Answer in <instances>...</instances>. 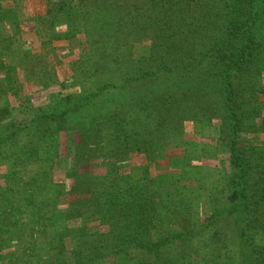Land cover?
Returning a JSON list of instances; mask_svg holds the SVG:
<instances>
[{
	"label": "trees",
	"instance_id": "16d2710c",
	"mask_svg": "<svg viewBox=\"0 0 264 264\" xmlns=\"http://www.w3.org/2000/svg\"><path fill=\"white\" fill-rule=\"evenodd\" d=\"M29 1L44 8L27 11ZM28 29L41 45L61 39L83 45L75 64L77 78L89 80L87 90L64 96V103L51 100L49 111L40 109L24 122L23 136L32 158H42L37 152L42 145L55 156L53 165L66 136L63 158L67 166L76 158L69 168L79 174L68 190L57 183L59 205L65 192L83 191L91 202L72 201L67 209H59L58 200L52 208L36 206L32 197L0 204V264H100L109 257L116 264H264V139L259 138L264 137V0H0V98L19 86L12 55L25 56L22 38ZM142 99L143 108L137 104ZM123 103L134 111L128 119L133 125L168 111L165 124L155 117L158 126H144L151 138L131 146L151 161L163 155L156 129L181 133L175 121L188 113L204 138L218 139L217 146L202 147L216 149L210 158L224 160L225 172L188 166L184 177L168 181L171 174L153 176L146 165L129 179L112 172L105 182L80 172L79 165L95 159L118 166L129 158L127 145L113 139L121 131ZM11 107L8 102L0 107V128L13 124L5 123ZM91 135L100 138L98 147L82 159L76 149L90 143ZM36 180L18 187L25 191ZM171 181L181 193H165L170 220L157 224L149 189L163 193ZM208 183L207 192L219 190L220 198L203 196ZM9 188L2 192L9 195ZM100 200L106 205L102 211ZM24 205L30 210L26 216ZM69 212L82 219L79 227L70 225ZM90 217L108 224L110 244L87 241L94 236L87 230Z\"/></svg>",
	"mask_w": 264,
	"mask_h": 264
},
{
	"label": "rangeland",
	"instance_id": "374dc122",
	"mask_svg": "<svg viewBox=\"0 0 264 264\" xmlns=\"http://www.w3.org/2000/svg\"><path fill=\"white\" fill-rule=\"evenodd\" d=\"M40 8H44L42 2L31 3L29 1L26 3L27 11L35 9L34 11L37 13ZM28 30L29 31H25L22 38V49L25 51V56L22 57L19 54L12 55V59L18 71L19 86L12 90H8L7 94L3 98H0V107L6 102L12 106V113H10V116L7 115L5 123H13L11 126L8 125V128H0V204H9V199L25 203L32 197L33 203H35L36 206L41 205L42 207L52 208L55 207V201L58 200V205L56 204V206L58 208L62 207V209H67L72 201L82 204L91 202L90 195L83 193V191H77L74 195H68L65 192V195H62V203L59 205L60 201L56 186L57 183H61L62 187L68 190L77 182L76 177L79 174V172L75 171L73 168H69L72 167L73 163L76 164L77 159L72 156L67 166V160L63 158L67 154V138L66 136H62V152H60V159L57 157L55 160V165H53L55 156L50 157L51 154L49 150L44 149L42 145L37 150L42 158L36 157L38 159V161H36L32 158L34 155L24 147L26 143L23 135L27 130L24 122L39 112L40 109L49 111V105L53 99L54 101H63L64 103V96L68 94L70 96L79 97L85 93L84 90H87V85L85 84H88L89 80L85 81V77L83 79L77 78L79 69H77L75 64L81 52V46L83 47V45L80 42H73L72 45L69 41L63 39L47 45H41L36 34L30 31V29ZM139 48L140 47L136 49L137 52H139ZM3 76L0 70V80L3 79ZM102 80L101 78V81ZM98 81L100 82V79ZM27 99L31 101L29 106V101ZM261 99L264 101V94H262ZM146 102V99H142L139 100L137 104L141 105V108H143ZM121 109V131L114 135L113 139L114 142H118L120 145H127L125 148L126 152L129 153L127 156L129 158L119 161L118 166L116 163V165H111L110 161H107L109 163L104 165L102 159H95L79 165L80 172L90 173L95 180L101 182H105L102 178L105 177L108 179L109 175L112 176L115 173V176H122L123 178L126 175L132 174V172L137 173L139 171L142 173L140 171L142 170L141 167L146 165L149 167L151 175L153 176L158 173L166 172L172 175L171 172H177L176 175H170L168 181L178 178V174L184 177L185 173L182 170L184 168L186 169L188 166L208 165L214 168L212 170H222L225 172L226 163L224 160H219L220 158L218 159L216 157L210 158L216 149L214 147L203 149L202 147L203 145L217 146L218 139L216 137L204 138L201 134V129H198V126H194L188 113H182L183 119H181V121H175L176 125L174 129H177L176 132L182 130L181 133L178 132L172 135L168 133L170 129L165 127H162L164 130L156 129L158 133L161 134V137H158L156 133L154 135L158 138V141L164 145L160 150L163 151V155L157 156L155 160L151 161L145 152L138 151L131 146H134V143L138 140L145 142L147 139L151 138L153 133L146 135L147 132L144 131V126H146V124H148V128H150V126H158L159 123L155 117H162V124H165L164 121L168 117V111H166V113H161L159 111L153 114L149 122L145 125L139 121L133 125L128 124V119L134 115V111H132L126 103L121 104ZM143 113L144 111L138 113L140 119L145 116ZM121 117H124V119ZM208 132L207 130V133ZM259 138L264 139L261 135ZM99 140L100 138L97 135H91L90 143L77 147V156L86 159L87 153L90 152L91 149H96L98 147ZM213 172L216 173V171ZM37 176L38 180L33 182L27 190L21 191L24 185H22L21 188L18 187L19 183L25 184V182H29L30 179L33 181ZM49 176L52 179L51 182L49 181ZM130 176H128L127 179H129ZM180 182L186 185L194 184L191 182L188 183L185 180ZM163 183L166 182L160 184ZM171 183L172 184L167 182L165 184L163 193L159 188L149 189L150 196L152 197L151 206L156 207L153 216L157 224L170 220L171 211L168 210L170 198H168V194L165 193L170 191L174 196L181 193V188L178 187L179 183L176 186L173 185L174 183L172 181ZM45 184H48L47 189L40 188V185ZM8 185H10L9 189L12 190V192L6 195L2 191H4ZM210 186L211 184L209 183L202 186L203 189L201 193L203 196L209 193L216 198H220L221 193L219 190L211 188L207 192ZM52 187H54V189ZM49 199L50 203H48ZM27 206L29 205H24V207H26L24 208L25 216L30 214V210L27 209ZM136 206L139 210H144V205L142 203H138ZM105 207L106 205L103 200L98 201L97 208L100 211L105 209ZM202 210H205L204 202L202 204ZM89 214L92 215V213ZM68 215L71 226L79 227L82 224V219L76 213L69 212ZM87 230L92 235L94 234L91 238L89 237L90 239L88 238V242L110 244L112 241L108 224L102 223L98 218L90 217ZM12 249L13 248L8 251ZM105 260L106 261L100 264H116L114 257L105 258Z\"/></svg>",
	"mask_w": 264,
	"mask_h": 264
}]
</instances>
